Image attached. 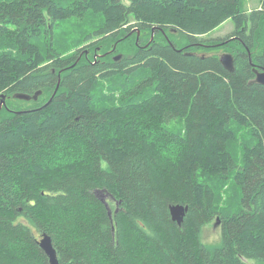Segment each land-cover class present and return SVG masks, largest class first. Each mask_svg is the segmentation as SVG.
I'll list each match as a JSON object with an SVG mask.
<instances>
[{
	"label": "trees",
	"instance_id": "trees-1",
	"mask_svg": "<svg viewBox=\"0 0 264 264\" xmlns=\"http://www.w3.org/2000/svg\"><path fill=\"white\" fill-rule=\"evenodd\" d=\"M130 1L0 0V264H50L44 233L60 264H264V0ZM90 15L63 56L61 25ZM224 48L234 72L198 55Z\"/></svg>",
	"mask_w": 264,
	"mask_h": 264
},
{
	"label": "rangeland",
	"instance_id": "rangeland-1",
	"mask_svg": "<svg viewBox=\"0 0 264 264\" xmlns=\"http://www.w3.org/2000/svg\"><path fill=\"white\" fill-rule=\"evenodd\" d=\"M124 4L130 5V0H121ZM244 8H246L248 11L254 10L255 8L260 7V1L259 0H242ZM75 19L69 20L67 22H64L61 25L60 30L57 33L56 36V46L59 49V51L63 54V56H68L75 54L77 49L79 47H87L86 45L88 42H84L83 36L84 32L82 31V28L92 29L95 27L98 23V17L95 15H90L87 19L80 22L79 24L73 21ZM77 24V25H74ZM235 30V25L232 20H228L219 27H217L215 30H213L211 33L207 34L206 38H224L231 34ZM135 31L132 30V33L130 35L129 41H126L125 46H133V43L136 41V43L139 45V40L143 37L142 34H139L138 32L134 33ZM150 39V38H149ZM219 49V48H218ZM132 50L129 49H120L121 52H123L126 56L132 55ZM230 52V49L224 48L219 51H214L210 53H202V54H215L218 57H221L224 53ZM47 97V96H46ZM45 98V96H44ZM43 98V99H44ZM16 98H11L9 102L15 101ZM32 101V100H30ZM16 102V101H15ZM18 104V108L25 109L26 107H30L32 105V102H16ZM3 108V107H2ZM8 108V107H7ZM9 109V108H8ZM230 199H235L234 195H229ZM219 217V216H218ZM218 217H214L213 221L208 224L203 233V240L207 244H216L220 241L221 238V224L218 226H215V223L218 219Z\"/></svg>",
	"mask_w": 264,
	"mask_h": 264
},
{
	"label": "water",
	"instance_id": "water-1",
	"mask_svg": "<svg viewBox=\"0 0 264 264\" xmlns=\"http://www.w3.org/2000/svg\"><path fill=\"white\" fill-rule=\"evenodd\" d=\"M122 54H118L115 58L121 59ZM220 63L223 65V67L229 71L234 72L235 71V55L231 52L224 53L220 57ZM254 72L256 74V77L250 82V83H258L261 85H264V70H259V68L254 67ZM43 93L42 90L37 91L34 94H29L25 92H17L13 95V98L19 99V100H38L40 95ZM54 96V95H53ZM52 98L48 101L51 102ZM8 99L7 94L3 93L1 98V108L6 104V101ZM97 196L107 204V199L109 198V194L104 192V190H98ZM189 210L188 205L183 204H174L170 206V213L172 216V219L176 222H178L179 225H181L185 219V216ZM111 214V213H110ZM220 225V220L217 219L215 226ZM40 248L46 253V255L49 257L50 264H60L57 250L53 245V241L50 235L47 233L42 234V237L38 240Z\"/></svg>",
	"mask_w": 264,
	"mask_h": 264
},
{
	"label": "flooded vegetation",
	"instance_id": "flooded-vegetation-1",
	"mask_svg": "<svg viewBox=\"0 0 264 264\" xmlns=\"http://www.w3.org/2000/svg\"><path fill=\"white\" fill-rule=\"evenodd\" d=\"M147 34V33H146ZM118 54H120V53H117V52H115V53H113L112 54V57H113V59L115 60V61H120L121 59H116L115 57L118 55ZM197 54V53H196ZM198 55H201L202 57H205L206 55L205 54H202V53H198ZM208 55V54H207ZM210 55V54H209ZM122 58V57H121ZM6 105V104H5Z\"/></svg>",
	"mask_w": 264,
	"mask_h": 264
},
{
	"label": "bare ground",
	"instance_id": "bare-ground-1",
	"mask_svg": "<svg viewBox=\"0 0 264 264\" xmlns=\"http://www.w3.org/2000/svg\"><path fill=\"white\" fill-rule=\"evenodd\" d=\"M0 108H1V106H0Z\"/></svg>",
	"mask_w": 264,
	"mask_h": 264
}]
</instances>
